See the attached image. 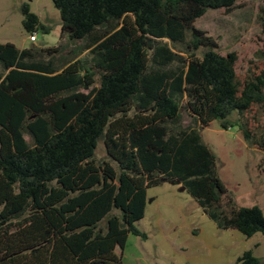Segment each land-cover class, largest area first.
Masks as SVG:
<instances>
[{"label":"trees","instance_id":"16d2710c","mask_svg":"<svg viewBox=\"0 0 264 264\" xmlns=\"http://www.w3.org/2000/svg\"><path fill=\"white\" fill-rule=\"evenodd\" d=\"M52 1L62 36L91 58L0 42V264H123L129 235L148 238L137 223L163 182L181 183L220 230L264 234L263 209L236 203L200 132L222 119L264 149L248 122L228 120L264 107V49L240 81L237 52L195 25L237 0ZM22 14L27 32L50 30L28 3ZM260 24L264 36L263 6ZM235 264L261 260L248 249Z\"/></svg>","mask_w":264,"mask_h":264},{"label":"rangeland","instance_id":"374dc122","mask_svg":"<svg viewBox=\"0 0 264 264\" xmlns=\"http://www.w3.org/2000/svg\"><path fill=\"white\" fill-rule=\"evenodd\" d=\"M28 3L31 11L39 16L40 22L49 27L36 31L37 41L29 39L30 33L24 28L22 6ZM264 0H237L235 8L228 12L225 8L210 9L197 19L195 25L217 38L219 51L227 54L236 51L238 60L236 72L240 81L244 80L249 69L263 60L260 52L264 49V36L261 30L260 14ZM176 51H182L183 44L172 45ZM0 42L14 43L19 48H49L61 45L62 53L56 54L57 62L64 58H91L89 50H81V42H73L62 36V20L59 9L52 0H0ZM202 51L198 52L201 56ZM183 124L198 127L188 112L182 108ZM234 122H248L258 138L264 137V107L254 106L250 111L239 115L234 111L228 116ZM222 119H214L201 129L202 140L216 155L218 173L230 194L239 206L258 205L264 211V149L246 141L239 126L229 129L221 126ZM96 159H108L104 142L99 140ZM186 203V210L181 215L170 217L158 224L155 219L146 224V218L139 225L147 228L148 239L130 234L123 249V264H170L184 263L188 257L204 251V244L197 242L193 234L198 226L209 231L204 223L210 219L191 198ZM200 211L198 214L195 212ZM192 223L194 225H192ZM238 231V230H237ZM163 233L165 236H163ZM241 233V232H239ZM176 234V235H175ZM243 235V233H241ZM163 236V237H162ZM249 241L248 247L264 264V234L256 233ZM184 246L187 250L179 247ZM118 254L121 253L117 249Z\"/></svg>","mask_w":264,"mask_h":264},{"label":"crops","instance_id":"0c3cea01","mask_svg":"<svg viewBox=\"0 0 264 264\" xmlns=\"http://www.w3.org/2000/svg\"><path fill=\"white\" fill-rule=\"evenodd\" d=\"M191 198L190 194L181 187V183L163 182L160 185L151 187L148 190L145 216L137 223L138 227L145 218L147 220L146 224L148 225L149 222L152 223L153 218L160 224L164 220H170V217L180 216L181 209L182 212L186 210L185 202H191ZM199 212L200 211H196L195 213L198 214ZM205 214L204 212V216ZM210 221L212 222L208 220L204 222L210 227L209 231L205 230L202 226H198L193 234L197 242L204 244V251L189 256L188 260L184 263L178 262L175 264H235L236 259L242 255L244 251L248 249L253 250V248L248 247L249 241L245 239L244 234L242 235L239 233L240 231L232 229L220 230L213 220L210 219ZM192 225L194 224L192 223ZM142 227L143 228H139L148 233L146 230L147 228L144 226ZM163 236L166 237L164 233ZM149 237L148 235V238ZM179 248L187 250L184 246H180ZM117 249L122 252L120 248Z\"/></svg>","mask_w":264,"mask_h":264},{"label":"built area","instance_id":"2783aa9c","mask_svg":"<svg viewBox=\"0 0 264 264\" xmlns=\"http://www.w3.org/2000/svg\"><path fill=\"white\" fill-rule=\"evenodd\" d=\"M29 39H30L31 41H33V42L37 40V33H36V31L30 33V35H29Z\"/></svg>","mask_w":264,"mask_h":264},{"label":"water","instance_id":"95a60500","mask_svg":"<svg viewBox=\"0 0 264 264\" xmlns=\"http://www.w3.org/2000/svg\"><path fill=\"white\" fill-rule=\"evenodd\" d=\"M93 264H103V263H93Z\"/></svg>","mask_w":264,"mask_h":264}]
</instances>
